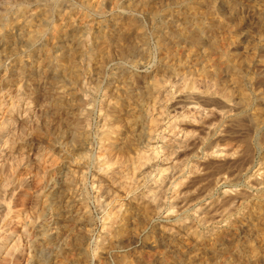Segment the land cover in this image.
<instances>
[{"label":"rangeland","instance_id":"374dc122","mask_svg":"<svg viewBox=\"0 0 264 264\" xmlns=\"http://www.w3.org/2000/svg\"><path fill=\"white\" fill-rule=\"evenodd\" d=\"M12 1L0 0V8H14ZM25 1L27 9L56 4L84 12L88 3L103 2V17L88 11L89 19L102 20L109 35L121 15L131 14L143 28L149 53L136 59L114 50L100 74L80 78L81 86L72 90L79 101L73 113L76 118L85 116L86 125L81 127L87 141L79 149L72 138L42 129L53 111L43 95L28 93L27 73L20 82L0 88V264H117L116 256L131 264H264V187L259 191L254 185L264 173L263 130L253 132L244 114L234 117L235 112L219 99H192L203 114L190 113L183 122L173 114L188 80L199 91L207 87L218 93L225 87L223 62L230 56L250 62L244 70L250 78L246 89L251 98L246 114L264 106V0H199L194 8L175 4L171 10L161 8L155 21L148 12L130 7L135 0ZM178 10L190 13L191 25L183 23L182 14H173ZM161 23L167 25L162 31L172 41L165 48L155 43ZM194 23L202 28L199 46L170 34L180 26L192 32ZM137 34L133 32L138 39ZM20 45L13 56L3 51L0 42L2 69L11 67L15 57L25 56ZM80 63L87 66L86 61ZM165 63L185 79L169 78L162 71ZM202 71L211 75L209 87L191 80L199 79ZM118 76L127 77L118 86L130 93L131 102L109 93ZM158 76H164L167 88L153 97L144 96V84ZM106 103L134 108L140 117L143 129L139 128L128 153L113 154L100 144ZM101 158L108 165L99 168ZM65 183L72 184L70 190ZM237 194L243 196L241 202L233 199ZM179 198L187 200L183 211L175 203ZM156 201L162 202L158 210ZM65 204L66 217L58 218ZM116 209L130 210L131 224L142 229L111 247L112 234L105 221ZM223 210L225 218H212L211 212ZM16 221L24 227H17ZM80 237L81 246L76 248Z\"/></svg>","mask_w":264,"mask_h":264},{"label":"bare ground","instance_id":"6f19581e","mask_svg":"<svg viewBox=\"0 0 264 264\" xmlns=\"http://www.w3.org/2000/svg\"><path fill=\"white\" fill-rule=\"evenodd\" d=\"M32 1L37 2L36 0H31V2ZM135 1L136 2L133 3L130 7L140 10V12L141 11L148 12L149 15L151 16L149 18H151L152 21H155L156 19L155 17L158 16L159 10L161 8L163 9L168 8L171 10V7L175 6V4L180 6L184 5L185 7L192 6L194 8V6L198 5L196 1L199 0H135ZM12 2L15 6L14 8H11L6 5L0 8L1 10L0 11V42L3 44L4 47L3 51L5 53L8 52L10 54H13V56L17 53V47H18L17 44L18 42H20L21 51L25 56L21 58L15 57L14 59H12L11 67H9L10 69L9 68L2 69L1 59H0V88H2L3 86H5L6 88L11 87L16 82H20L24 77L25 73H27L28 80L26 81V89L28 93L31 96H35L38 94L43 95L44 98H46L49 101L50 107L53 111L51 121L46 122L45 120V122H43L42 124L43 127L42 129H44L47 134H49L50 131L52 130V132H54L53 134L56 133L57 137L58 135H60L61 138H64V136L72 138V140H74L72 144H74L77 149L82 148L87 141L86 133L81 127L82 123L85 121V116L81 118H76L75 114L73 113L79 101L73 95L72 90H74V88L81 86L79 83H80V78L82 76L84 77L90 76V74L93 72L97 73V75L100 74V72L103 70L105 63L111 59V54L114 50L116 51V53L118 52L121 56H127V57L131 56L136 59L147 56L149 51L146 47V39L145 37H143L142 34L143 28L140 25V23H138V19L134 18L129 13H124L123 15L120 16V21L116 23L117 29H115V31L112 34L108 33L109 35H107V33H105L102 29V24H101L102 20L100 22L95 21L96 22L95 23L94 20L92 18L89 19L88 16V11L91 12L94 16H102L104 14L105 7H103V2L100 1L97 2L92 1L91 3H88L86 6L87 12H84L83 10L77 7H73L69 5L61 6L56 4L54 6L44 5L39 7L37 6L33 9H27L26 7H24V3L26 2L25 0H13ZM173 14L174 15L176 14L175 16H180L182 14L183 23L186 25H191L190 13L181 12V10H178ZM167 16L168 15H166V17ZM224 24L222 22L220 26H223ZM199 25L194 23L192 25V30H191L192 32H187L185 30L186 28L184 27L180 28L181 27L180 26L172 30L170 34H172V36H175V38L178 39L179 41L183 40L189 42L193 46H199L203 43L202 28ZM166 26L167 25L162 23L159 25L160 32L157 35V38H155L157 41V42L155 41V43L159 48H165L167 46L168 41H169L168 43L172 44L170 38H168L167 34H165L166 32L164 33L162 31V27L166 28ZM220 26L216 25L215 29L220 28ZM133 32H138L137 35H139L140 37L138 39L135 38L133 36ZM86 35H89L88 39H86L87 37ZM136 39L137 41H135ZM57 48L60 49V52H57L58 50ZM82 61L87 62L86 67L83 68L80 67L79 64H81L80 62ZM249 63L247 62L246 58L239 56H230L227 59H225L223 65L226 68V76H225L226 84L222 90L219 89L220 90L218 91L219 94L211 92L210 90H208L209 88L207 89V87H206V91L205 90L199 91L200 88L198 87L199 88V89L197 88L198 90L195 89L193 87V83L188 84V82L190 81L187 79L188 80L187 86L185 87V90L182 93H180L181 102L180 103L178 102L173 106L174 113L173 112L172 113L175 115V117L177 116L176 119L180 118L179 120L183 122L190 113L199 116L203 112L200 109L202 111L201 112L196 107V105L191 103L192 99H210V100L219 99L217 101H222V103H224V105L229 110H231V112H235L234 117H236V115L239 114H244L245 115L244 118H246L247 121L249 122V125L253 132H258L261 130H263L264 132V106L259 107L254 113L246 114L248 109L250 108L251 98L246 89L250 78H248V76L245 75L246 73H244L245 72L244 70L245 69L247 70V68L249 67ZM161 66L163 67L162 71L163 72L165 71L166 75H168L169 78H173L174 80L177 81L180 80L183 81L185 79L183 77L184 74L177 72L167 63ZM199 75H201L198 77L199 79L194 80L195 79L194 77V79L191 80L196 81V83H199V85L203 87L204 86L209 87L208 84L210 82L208 79L210 78L211 75L209 76V74L204 71H202L201 74ZM57 77L62 78V81L58 83L56 80ZM163 77H159L158 79L153 78L148 82H146L143 87L145 89V91L143 90V92L145 93L144 96L153 97L154 95L159 94L161 91L164 92V89H166L167 87L165 85V81H163ZM112 81H114L113 83L111 82V84L113 85L110 86L112 87L111 88L112 91L109 93L115 97L122 96L124 99L130 100L131 102L132 98L130 97V93L128 94L127 90L121 88L122 86L121 87L118 86L119 84H123L124 82H126L127 77L118 76ZM20 88H22V86ZM261 98L262 97L260 96L258 97V99ZM233 100L235 101L234 102L235 104L231 105ZM135 101L137 102V100ZM153 101H155V99H153ZM154 103L155 104L153 105L156 106L158 103L157 100ZM130 108L131 107H129V109ZM136 112L137 111H135L134 108L130 110H125L124 108L118 106L117 104H108V103H106V105L104 104V110L102 114L103 127L98 133V137H99L98 139L100 141L101 146L107 148V150L113 154L119 152L128 153L132 151L135 146L137 135H139L138 130L140 128V123H141L139 122L140 117ZM158 112L157 113L160 115V111ZM77 117L80 116L77 115ZM237 118L236 119L232 118V119L234 120V122L235 120L239 121ZM243 119L241 121H243ZM83 125L86 124L83 123ZM239 125L242 126L241 123ZM236 128L239 129L240 127L239 128L236 127ZM246 128L248 130V126ZM209 131L210 129H207V132ZM107 165H108V161L106 159L105 160L102 159L99 161L97 167L100 168ZM254 185L257 190L262 191L260 187L261 186L264 187V173H261L260 175V182L255 183ZM71 187H72L71 183H65V189L67 191L70 190ZM174 196L175 195H173V197ZM233 199L238 202H241L243 200V196L241 194H237ZM159 201H156L158 202L156 206V210H158L159 207L161 206L160 204L162 202L159 203ZM261 201L264 205V196L261 197ZM175 203L177 205V209L183 211L185 205L187 204V200L185 198H179ZM67 209L68 208L65 204L63 209L58 212V218L61 219L65 218L67 214ZM211 215L213 219H223L227 216V213L223 210L222 212L219 213L211 212ZM132 216L133 215L130 210L121 212L116 209L114 215L110 216V218L105 221L106 222L105 225L110 228L112 234V239L110 242L111 247L114 246L115 244H118L122 238L127 239L128 236L141 231L142 229L141 225L134 226L131 224L132 221L131 219L133 218ZM19 217H20L19 214L16 215L17 219H19ZM16 225L19 228L24 227V223L22 221H16ZM82 237L76 240L75 242L76 248L77 246L79 247L81 246L80 242L83 239ZM116 263L131 264L128 259H120L117 256H116Z\"/></svg>","mask_w":264,"mask_h":264}]
</instances>
